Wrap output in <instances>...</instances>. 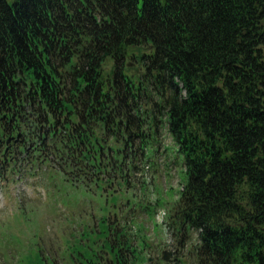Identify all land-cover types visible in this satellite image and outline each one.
Wrapping results in <instances>:
<instances>
[{"label":"trees","instance_id":"1","mask_svg":"<svg viewBox=\"0 0 264 264\" xmlns=\"http://www.w3.org/2000/svg\"><path fill=\"white\" fill-rule=\"evenodd\" d=\"M165 127L195 264H264V0H0L4 176L106 180Z\"/></svg>","mask_w":264,"mask_h":264},{"label":"rangeland","instance_id":"2","mask_svg":"<svg viewBox=\"0 0 264 264\" xmlns=\"http://www.w3.org/2000/svg\"><path fill=\"white\" fill-rule=\"evenodd\" d=\"M140 154L134 168L97 182L49 162L4 176L0 161V264H195L198 234L169 228L186 170L168 128Z\"/></svg>","mask_w":264,"mask_h":264},{"label":"water","instance_id":"3","mask_svg":"<svg viewBox=\"0 0 264 264\" xmlns=\"http://www.w3.org/2000/svg\"><path fill=\"white\" fill-rule=\"evenodd\" d=\"M170 258H171V254L170 253H164L163 254V260L165 262H169Z\"/></svg>","mask_w":264,"mask_h":264}]
</instances>
